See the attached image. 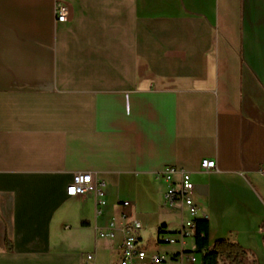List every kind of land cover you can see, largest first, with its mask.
Listing matches in <instances>:
<instances>
[{
    "label": "crops",
    "instance_id": "crops-1",
    "mask_svg": "<svg viewBox=\"0 0 264 264\" xmlns=\"http://www.w3.org/2000/svg\"><path fill=\"white\" fill-rule=\"evenodd\" d=\"M57 1L0 0V264H118L121 232L99 229L161 209L167 248L139 242L201 264L195 238V262L158 241L187 217L168 167L191 173L209 245L264 264V0H63L65 21ZM78 170L105 181L100 215L66 192Z\"/></svg>",
    "mask_w": 264,
    "mask_h": 264
},
{
    "label": "built area",
    "instance_id": "built-area-1",
    "mask_svg": "<svg viewBox=\"0 0 264 264\" xmlns=\"http://www.w3.org/2000/svg\"><path fill=\"white\" fill-rule=\"evenodd\" d=\"M70 6L63 0H58L55 7L56 17L58 21H65L68 17ZM216 168V161L212 158H203L200 162L202 171H211ZM264 173V166L262 168ZM175 172H180L178 180H173L172 176ZM169 181V186L165 192L164 200L168 205L180 204L187 212V217L183 219L181 226L173 232L160 229L158 233V241L166 244H179L180 250L171 258L177 259L179 262H195L197 254L194 250L187 247V239L194 238L196 219L199 217L200 207L194 200L193 188L194 183L191 179V173L188 170H177L168 167L157 174ZM105 181L98 179L95 172L89 170L74 171L73 179L68 184L66 192L69 196H77L83 194H93L95 197V213H102V205H104ZM128 204V201L124 202ZM205 218V217H203ZM140 224L133 220H127L126 215H122L120 225L115 220H111L105 227L100 228L98 234L100 236L114 237L117 231L121 232L120 259L118 264H166L169 259L164 253L149 254L147 250L139 242L137 231ZM91 254L87 255L90 259Z\"/></svg>",
    "mask_w": 264,
    "mask_h": 264
},
{
    "label": "trees",
    "instance_id": "trees-1",
    "mask_svg": "<svg viewBox=\"0 0 264 264\" xmlns=\"http://www.w3.org/2000/svg\"><path fill=\"white\" fill-rule=\"evenodd\" d=\"M195 251L201 254V264H256V259L240 243L221 238L208 243L207 218L196 219Z\"/></svg>",
    "mask_w": 264,
    "mask_h": 264
},
{
    "label": "rangeland",
    "instance_id": "rangeland-1",
    "mask_svg": "<svg viewBox=\"0 0 264 264\" xmlns=\"http://www.w3.org/2000/svg\"><path fill=\"white\" fill-rule=\"evenodd\" d=\"M167 206V205H166ZM165 210L161 209L160 212H144L141 213L143 215V218L137 221L141 224L139 227V233L142 235L143 239L145 240V248H149L150 250H159L163 251L167 247L166 246H158L157 244L153 243V238H154V221L159 220V222L165 220L166 214L164 215L163 213ZM164 244V243H163ZM188 247V246H187ZM189 248V247H188ZM191 249V248H190ZM116 263V260L114 261L113 264ZM195 264H198L195 263Z\"/></svg>",
    "mask_w": 264,
    "mask_h": 264
}]
</instances>
